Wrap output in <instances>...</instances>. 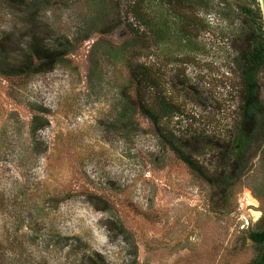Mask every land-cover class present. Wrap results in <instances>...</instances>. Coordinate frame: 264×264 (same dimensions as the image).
Here are the masks:
<instances>
[{"label": "rangeland", "instance_id": "374dc122", "mask_svg": "<svg viewBox=\"0 0 264 264\" xmlns=\"http://www.w3.org/2000/svg\"><path fill=\"white\" fill-rule=\"evenodd\" d=\"M133 1L0 0V42L18 45L0 48V264L260 263L264 68L262 115L235 149L259 1L145 0L150 28ZM33 42L57 64L9 75ZM145 69L176 109L159 127L137 107Z\"/></svg>", "mask_w": 264, "mask_h": 264}, {"label": "trees", "instance_id": "16d2710c", "mask_svg": "<svg viewBox=\"0 0 264 264\" xmlns=\"http://www.w3.org/2000/svg\"><path fill=\"white\" fill-rule=\"evenodd\" d=\"M178 4H181L180 2ZM260 4V3H259ZM147 5L145 4V0L141 1H133L128 5V9L134 14V16L142 20L145 25L149 28L153 25V19L147 17L148 15H144L141 13V7ZM261 11V8H259ZM246 13L251 15L252 11L246 10ZM263 18V17H262ZM165 24V22H164ZM165 27H162L157 30L158 38L162 36L164 33H167L166 24ZM247 37L252 36L253 30L252 27L247 23ZM253 45L250 47L247 53L243 54V78H244V123L243 129L235 141V149L241 148L244 142L248 139L250 134H252L257 127L258 117L262 115V106L259 99V86L258 79L259 74L264 68V34L255 38ZM9 39L0 42L1 50L8 55H13L16 53V49L18 48L17 44L14 42L10 43ZM16 46V47H15ZM26 55H28L29 63L20 64L15 66L11 61H4L7 68H9V75H15L17 72H21L20 70L27 68L26 71L29 72H39L38 67L50 66L53 67L57 64L59 60V54L54 50L47 48L45 44L39 45L37 42L30 43L27 47ZM23 65V66H22ZM22 66L21 68H19ZM37 66V67H36ZM33 70V71H30ZM24 72V71H22ZM20 74V73H17ZM136 82L139 86L138 93V103L137 107L140 108L141 113L147 119H149L155 126L159 127L161 121L164 118L173 116L175 112V106L171 104L168 99H166L161 92H150L148 90L149 83L152 85H156V81L151 73H149L148 69H145L143 74L136 75ZM158 103V104H157ZM247 132V133H246ZM175 144H172L173 148ZM178 154L180 155L179 151ZM181 159L189 164L191 167L196 168L194 163L190 161V159L184 155H180ZM235 160L236 166L241 163V157ZM237 162V163H236ZM220 182L227 183L230 180V177H224L223 173L220 174ZM229 183V182H228ZM251 240L257 245L261 246L263 250V256L260 262L264 259V227H261L258 231L253 232L250 235Z\"/></svg>", "mask_w": 264, "mask_h": 264}, {"label": "bare ground", "instance_id": "6f19581e", "mask_svg": "<svg viewBox=\"0 0 264 264\" xmlns=\"http://www.w3.org/2000/svg\"><path fill=\"white\" fill-rule=\"evenodd\" d=\"M258 203L256 202V200H254L252 197L248 196L247 200L244 203V207H249V206H257ZM250 217L252 218V220H256L259 218L260 216V212H256L254 210H250L249 212Z\"/></svg>", "mask_w": 264, "mask_h": 264}, {"label": "water", "instance_id": "95a60500", "mask_svg": "<svg viewBox=\"0 0 264 264\" xmlns=\"http://www.w3.org/2000/svg\"><path fill=\"white\" fill-rule=\"evenodd\" d=\"M259 3H260L263 19H264V0H259ZM257 264H264V259L260 263H257Z\"/></svg>", "mask_w": 264, "mask_h": 264}, {"label": "built area", "instance_id": "2783aa9c", "mask_svg": "<svg viewBox=\"0 0 264 264\" xmlns=\"http://www.w3.org/2000/svg\"><path fill=\"white\" fill-rule=\"evenodd\" d=\"M259 1V0H258Z\"/></svg>", "mask_w": 264, "mask_h": 264}]
</instances>
